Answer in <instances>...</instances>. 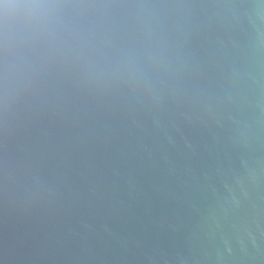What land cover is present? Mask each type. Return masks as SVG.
Listing matches in <instances>:
<instances>
[{"label":"water","instance_id":"95a60500","mask_svg":"<svg viewBox=\"0 0 264 264\" xmlns=\"http://www.w3.org/2000/svg\"><path fill=\"white\" fill-rule=\"evenodd\" d=\"M19 2L0 264H264V0Z\"/></svg>","mask_w":264,"mask_h":264},{"label":"clouds","instance_id":"9594fccd","mask_svg":"<svg viewBox=\"0 0 264 264\" xmlns=\"http://www.w3.org/2000/svg\"><path fill=\"white\" fill-rule=\"evenodd\" d=\"M56 7L57 5L52 4L24 5L19 0H0V21L7 24L26 16L38 17Z\"/></svg>","mask_w":264,"mask_h":264}]
</instances>
